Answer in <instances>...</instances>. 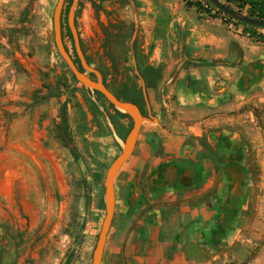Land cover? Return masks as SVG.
Wrapping results in <instances>:
<instances>
[{
	"label": "rangeland",
	"instance_id": "374dc122",
	"mask_svg": "<svg viewBox=\"0 0 264 264\" xmlns=\"http://www.w3.org/2000/svg\"><path fill=\"white\" fill-rule=\"evenodd\" d=\"M72 1L66 0L64 6L63 37L79 66L67 25ZM205 1L79 0L76 26L87 62L100 73L102 70L105 85L113 94L122 88L135 87L143 95L132 58L134 55L137 71L143 79L140 70L152 67L147 39L152 36L158 39L157 29L152 31L154 21L160 18L166 25L173 22L179 42L199 21L202 28L218 30L230 40L243 42L260 64L258 77L262 85L251 96L260 94L264 100V65L261 64L264 30H255L258 39H254L246 34L244 26L230 21L229 17L195 6L198 3L205 7ZM218 1L227 6L225 0ZM57 2L0 0L2 264L92 263L105 217L107 171L121 154L133 126L130 117L117 116L103 97L76 84L55 47L53 15ZM240 14L247 17L246 12ZM183 22H187L184 33ZM143 81L145 83V79ZM152 83L158 88L162 81ZM146 93L148 97L147 88ZM251 96L245 106L235 110L202 114L203 135L208 145L221 155L229 156L225 161L231 168H226L224 174L213 171L209 163H205L208 170L204 176L195 173L187 176L198 183V191H189V195L182 197H191L192 208L210 199L217 200V204L212 205L217 219H238L236 237L231 246L224 249L227 264H264V102L255 106L257 99L252 100ZM142 104L144 116L149 119L145 99ZM62 105L66 108L69 126L66 136L60 131ZM151 116L155 118L153 113ZM157 124L144 123L132 156L134 160L146 143L145 138L152 135V126ZM66 140L76 151V157L65 147ZM161 146L153 150L163 153ZM207 155L212 156V152ZM123 173L126 172L123 170L116 180V209L110 237L115 233L118 219L135 221L154 219L158 215L174 219L180 215L179 202L166 209L149 203V199L145 203L144 200L137 202L136 206L124 204ZM223 180L227 191L220 188ZM234 197L239 204L233 203L226 212L219 199L232 202ZM125 205L129 208L126 214L121 212ZM108 249L109 246L107 252Z\"/></svg>",
	"mask_w": 264,
	"mask_h": 264
},
{
	"label": "crops",
	"instance_id": "0c3cea01",
	"mask_svg": "<svg viewBox=\"0 0 264 264\" xmlns=\"http://www.w3.org/2000/svg\"><path fill=\"white\" fill-rule=\"evenodd\" d=\"M156 20L152 31L157 29L158 39L149 37L146 46L151 51L150 65L161 71L157 92L148 90L151 113L158 124L152 126L153 133L145 138L137 160L132 157L125 165L121 186L127 206L149 199L166 209L179 202L180 215L163 219L154 214V219L136 222L118 219L115 233L108 236L103 264L105 260L106 264H227L224 249L236 237L238 219H217L208 202L192 208L191 197L182 199L190 190L181 182L191 174L207 172L204 167L195 168L196 172L191 168L201 152L202 114L245 106L262 85L260 64L243 42L202 28L199 21L179 42L173 22L166 25ZM181 26L183 33L187 31V22ZM254 98L255 106L264 102L260 94ZM157 145H162L163 153L153 150ZM126 205L124 214L129 211ZM224 220L230 221L226 229Z\"/></svg>",
	"mask_w": 264,
	"mask_h": 264
},
{
	"label": "water",
	"instance_id": "95a60500",
	"mask_svg": "<svg viewBox=\"0 0 264 264\" xmlns=\"http://www.w3.org/2000/svg\"><path fill=\"white\" fill-rule=\"evenodd\" d=\"M213 7L222 12L225 16L252 28L264 30V22L254 20L241 15L240 13L230 9L218 0H207ZM66 0H58L57 5L54 10L53 15V30H54V42L58 54L67 65L75 80L84 88L100 94L115 110L126 114L132 120L133 126L128 134L123 150L121 154L114 160L107 171L105 179V193H104V204H105V217L102 223V227L98 236L97 245L93 252L92 263L91 264H103V258L105 253L106 244L108 241V236L112 227V222L114 219L115 209H116V180L119 176L123 167L131 159L133 152L136 148V144L139 139V135L144 122H155L156 118L151 116V109L149 107L148 97L146 93L145 83L140 77L137 71L136 60L133 55V64L136 70L137 76L140 78L143 86V96L145 102L148 105L149 119L146 118L141 109L130 102H123L116 97L105 85L103 81L102 74L92 68L86 60L81 46L79 32L76 26V9L79 5V0H73L72 6L69 10L67 17V25L69 32L73 40L74 51L77 55L79 66L76 64L75 59L70 54L67 49L64 37H63V24L62 17ZM136 32L133 35L131 51H134V41L136 38ZM89 74L94 75L95 79H92ZM0 264H2L1 253H0Z\"/></svg>",
	"mask_w": 264,
	"mask_h": 264
},
{
	"label": "trees",
	"instance_id": "16d2710c",
	"mask_svg": "<svg viewBox=\"0 0 264 264\" xmlns=\"http://www.w3.org/2000/svg\"><path fill=\"white\" fill-rule=\"evenodd\" d=\"M225 2H226L227 7H229L230 9H232L238 13L246 12V15L248 18L264 22V0H225ZM195 6H198L201 9H203L209 13H211L210 11L214 10L218 14H221V15L223 14L222 12L217 10L215 7H213L207 0L205 1V5H204L205 7H202L201 4H198V3ZM229 20L235 22L238 25L244 26L246 29V34L253 37L254 39H258L257 33L255 32V30H258V29L249 27V26L244 25V24H241V23H239V22H237L231 18ZM136 47L137 46L135 43V51H136ZM135 55L137 57L139 68H140V62L141 61L139 59L138 52ZM100 71H101V73L103 75V79H104V73L102 72V70H100ZM140 72H141V76L143 77V79H145V85H146V88L148 90L157 88V84L152 83V82H155V81L158 82L160 80L161 71L159 69L152 68V67H145L144 69L140 70ZM90 77L92 79H95L94 75H92V74L90 75ZM103 81L106 84L105 80H103ZM75 82L77 85H80L76 80H75ZM93 93L97 97H102L100 94H98L96 92H93ZM114 94L118 97L119 100H121L123 102L133 103V104L137 105L142 110V106H143L142 103L144 101V98H143V95L141 94V92L138 91V89H136L135 87L128 88V89L122 88L119 92H114ZM115 113L117 114V116H119L121 118H129L128 115L123 114L117 110H115ZM60 114H61L60 131H61L62 136L63 135L66 136V134H67L66 132L68 131L69 126H68V122H67V111H66L65 106H63V105L61 107ZM65 147L70 148L73 155L75 157L77 156L76 151L70 147L68 140H66Z\"/></svg>",
	"mask_w": 264,
	"mask_h": 264
},
{
	"label": "flooded vegetation",
	"instance_id": "af4514ba",
	"mask_svg": "<svg viewBox=\"0 0 264 264\" xmlns=\"http://www.w3.org/2000/svg\"><path fill=\"white\" fill-rule=\"evenodd\" d=\"M209 142H210V140H209ZM198 143H199V146L201 147V152L199 153V155L197 157V160L196 161L193 160L192 163H191L192 164L191 168H192L193 172H196L195 168H197V167H198V170H199L200 167H204L205 163L206 164L209 163V165L211 166V169H213V171L223 172L224 174H225V169L226 168H231L230 166L226 165L227 163L225 161V159H228L229 156L227 157L226 155H221L220 153H218V150H216V148L212 147L211 145H208V143L206 141V137L204 135L201 138L198 139ZM136 146H137V144H136ZM209 151L212 152V156L208 157L209 154L207 155V152H209ZM204 168L208 170L207 167H204ZM211 169H210V172L212 173L213 171ZM193 181H194V179L192 177H189L188 179H186V181H182L181 184H183V186L185 188H189V190L192 191V192L193 191H198V183L197 182L193 183ZM220 188L223 191H227V188L225 187V180H223V183L220 185ZM207 190H204L203 192H205V191L207 192ZM206 197L207 196L205 195V198ZM208 201H209L208 203H212L213 205L217 204V202H218L217 200H213V199H210ZM233 203H235L236 204L235 206H237L239 204V200L237 198H235V197L232 199V202H230L228 200L223 201L222 198L219 199V204H221L223 207L226 208V212H228L230 210L229 208L231 206L233 207V205H234ZM226 219H228V218H226ZM226 221H228V220H226ZM226 221L224 220L225 223H223L224 224L223 227L225 229L228 227V222H230V221H228V222H226Z\"/></svg>",
	"mask_w": 264,
	"mask_h": 264
},
{
	"label": "bare ground",
	"instance_id": "6f19581e",
	"mask_svg": "<svg viewBox=\"0 0 264 264\" xmlns=\"http://www.w3.org/2000/svg\"><path fill=\"white\" fill-rule=\"evenodd\" d=\"M122 171V170H121Z\"/></svg>",
	"mask_w": 264,
	"mask_h": 264
}]
</instances>
